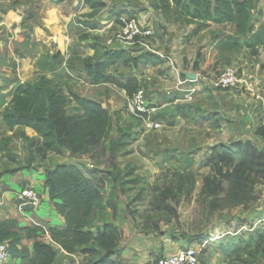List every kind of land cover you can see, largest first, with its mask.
<instances>
[{"label":"crops","instance_id":"crops-1","mask_svg":"<svg viewBox=\"0 0 264 264\" xmlns=\"http://www.w3.org/2000/svg\"><path fill=\"white\" fill-rule=\"evenodd\" d=\"M115 1L119 2L120 0ZM104 4L107 5L106 2ZM142 4H144L147 13L141 12L138 18L141 22L146 20L144 24L148 23L147 26L154 25V20L157 18L161 25L171 26L182 30V32L191 31L192 26L167 21L161 13L158 15L156 11L153 12L148 1ZM261 4L262 0H260ZM127 9L136 10L132 7ZM0 10L5 12V14L0 12V114L8 107L12 99L11 94L18 84L26 83L34 76L38 77L41 70L38 63L44 59L50 61L53 55L61 52L64 56L61 68H65L77 77L79 75L81 78L80 75H82V81L89 85L95 93L91 96L89 94L81 96L78 90H74L75 86L71 88V91L102 104L120 126L125 122V114L131 113L128 109L129 97L126 92L111 84H89L88 73L84 70V61L94 58L97 54L100 57V62H104L105 43L111 39V36L106 35L107 31L112 29V36L121 32L122 26L113 20L124 22L128 19L126 17L128 11L121 12L124 10L122 8L114 12L116 15L112 18L109 8L106 11H100L92 18L93 10L85 0H62L60 4H55L50 0H0ZM80 20L85 22H79ZM95 21L100 23L97 31L90 30L83 25V23ZM212 26L215 27V25ZM186 27L188 30L183 29ZM216 27L220 26L216 25ZM205 33L206 31L202 32L198 36L199 39L191 41L189 44L171 46L167 54L164 53L166 49L162 48L163 51H161L160 47L156 46L162 35L158 39L155 37L146 38L144 42L147 47L143 44H139L138 48L136 45L122 46L120 48L126 51L128 58H140V61L128 65L119 61L116 64L119 72L110 71L121 83H126L127 79L131 77L138 79L151 103V108L155 109L153 113L144 117V129L158 133L161 137L159 144H163L164 140L167 141L173 135L177 142L179 139L181 140V136L184 141L187 138L185 141L187 145L181 146L182 150L222 143L229 145L231 142L241 139L240 132L248 134L251 129L246 123H243L240 129L237 124L227 125V127L220 122L221 119L218 117L223 119H229L230 115L233 117L231 110L224 106L223 101L232 98L234 93L221 91L217 86L216 74L221 71L219 61L223 58L228 60L230 62L228 66L238 69L245 80V89L247 87L251 90V92L247 91V95H253V98L254 96L261 97L264 94V91L261 94L259 92L260 87H264V49L258 57H251L246 50L220 51L216 47L215 35ZM224 33V35L228 34ZM84 34L89 35L87 40L80 39ZM218 34L220 33L217 32L216 35ZM99 36L102 37V41L96 40L95 37ZM221 36L223 35L221 34ZM97 43L103 44V48L101 45V47L97 46L96 51L92 46ZM108 50L110 49L108 48ZM112 51H119V49L114 48ZM6 62L16 64L19 72L16 81L12 78L11 67H8ZM154 62L157 63L154 64ZM77 65L80 69L79 73L75 72ZM176 70L183 76L181 79L188 81L182 87V91L178 90L180 89L178 87L180 78H176L174 74ZM190 74H192L191 77L188 76ZM193 89L196 92L189 93ZM243 94L245 93H242L241 96ZM260 102L262 103V101ZM155 119L158 120L151 121ZM153 124H158L159 128H154ZM225 130L226 133H229V138L225 140L226 143L215 135V132H218L219 136ZM14 132L8 128L0 116V141L9 139L10 149L16 156L22 155L20 159L25 165L21 169L3 173L0 176V224L6 221H15L19 228L36 226L47 231L53 227H65L64 218L58 213L55 203L50 199V190L46 183L48 169L26 166L28 151L22 147V139L12 138L11 140L10 137L14 136ZM22 132L38 142L39 138L33 130L23 129ZM124 133L119 134L115 131L111 135L113 138H117ZM224 136L226 137V134ZM169 146L173 148L175 144L170 143ZM2 158L3 155L0 151V162ZM25 186H33L40 193L41 204L38 208L20 207L17 195ZM262 194H264V187ZM263 206L264 200H261L258 209L263 210ZM48 233L44 235L45 242L52 244L57 251L67 254L58 245L50 243ZM33 244L32 240L26 238H23L15 247H11L8 243L10 259L4 264H28V259L34 255Z\"/></svg>","mask_w":264,"mask_h":264},{"label":"trees","instance_id":"trees-1","mask_svg":"<svg viewBox=\"0 0 264 264\" xmlns=\"http://www.w3.org/2000/svg\"><path fill=\"white\" fill-rule=\"evenodd\" d=\"M85 1L93 10L92 18L105 6L100 1ZM257 3L258 0H158L155 8L167 21L192 26V37L213 24L229 27V34L224 35L223 32L221 37V34L214 36L216 47L225 52L246 50L256 56L260 49H264V21L255 29L252 18ZM83 25L90 30H97L99 27L96 22H86ZM30 30L32 31L31 28ZM88 38V34L80 37L81 40ZM92 47L96 50L95 46ZM103 57L104 62H100L97 54L84 61L89 84L115 85L123 89L129 98L142 89L136 77L121 83L110 73V68L119 61L128 65L139 62L140 58H128L123 49H106ZM63 63L64 56L61 52L53 55L48 63L43 64L44 68H40L44 74L34 81L17 85L8 107L0 114L11 131H18L22 140L29 142L26 148L27 167L36 159L45 161L50 154L80 155L89 148L99 146L111 136L114 120L102 104L66 91L65 83L61 82L59 76L60 80L45 75L46 72L57 73ZM23 129L33 130L39 138L38 142L30 140L22 132ZM259 135L264 140V128L259 130ZM125 140L128 137L124 134L118 141L112 142V152L124 148L129 143ZM0 151L3 158L8 160L16 157L7 144ZM89 166L67 162L56 164L47 170L46 183L50 199L65 220V227L49 228L48 232L52 242L70 256L92 255L96 259L93 264H118L114 257L119 232L109 224L102 227L94 225L96 212L107 207L103 202L105 182ZM205 166L210 169V174L203 180L202 196L207 200L211 199L208 203L210 207L224 205L246 208L257 200L255 189L264 185V150L252 141H237L213 147ZM14 171L16 170L4 173ZM254 232L256 233L249 241L231 244L223 247L222 251L231 260L235 256L241 258L247 254L248 249L255 247V253L260 254L264 264V226L256 228ZM44 235L45 231L41 227L19 228L15 221L0 224V243H9L13 247L23 238L33 241L34 255L28 259V264L56 263L57 250L44 241ZM249 255L253 257L254 254Z\"/></svg>","mask_w":264,"mask_h":264},{"label":"rangeland","instance_id":"rangeland-1","mask_svg":"<svg viewBox=\"0 0 264 264\" xmlns=\"http://www.w3.org/2000/svg\"><path fill=\"white\" fill-rule=\"evenodd\" d=\"M94 1L106 2L107 5L99 12L110 8L112 18L116 15L114 12L124 8L121 12L128 11L126 17L137 19L143 27L149 25L147 26L148 23L144 24L146 20L141 22L138 18L141 12L147 13L142 3L148 1L149 7L154 10L153 12L156 11L158 15L161 13L155 8L158 0ZM128 7L136 10L127 9ZM0 12L5 14L3 10H0ZM252 18L255 29H257L259 24L264 21V0H262L261 5L260 0H258L257 7L252 12ZM82 19H84V16H82ZM79 22L85 21L80 20ZM95 22L100 24L97 21ZM113 22L118 23L120 26L124 25L123 21L116 22L114 19ZM159 22L156 18L154 25L149 26L153 31L150 38L155 37L158 39L162 35L156 46L160 47L161 51H163L162 48L166 49L165 54L171 46L189 44L191 41L200 38L198 36L201 33L192 37L190 35L191 31L182 32L180 29L164 26ZM183 29L188 30V27ZM111 30L107 31L106 35L113 38L115 35L112 36ZM205 31V34L209 35L211 33L216 35L217 32L229 34L230 28L211 25ZM95 38L96 40H103L100 36ZM100 45L103 48V44ZM100 45L98 43L97 45L94 44L95 47ZM136 46L138 48L139 44ZM105 48L108 50L106 45ZM261 51L262 49L256 56L250 55L251 57H258ZM48 62L44 59L38 65L40 68H44L43 64ZM219 62L221 71L216 74V80H218L223 69L230 65V62L224 58ZM5 64L11 67L12 78L16 81L19 73L16 64L12 62H6ZM75 69V72H80L78 65L75 66ZM111 70L119 72L117 66ZM47 73L45 75L49 78H61V82L65 83L66 91H71V88L75 86L74 90H78L81 96L88 94L91 96L95 93L89 85L82 81V75H80L81 78L79 75L77 77L65 68H61L55 74L47 75ZM42 74L43 72L40 70L38 77ZM174 74L176 78L183 77L178 73V70ZM112 76L120 82L115 75L112 74ZM38 77L34 76L28 82L34 81ZM245 84L243 79V82L237 88L231 90L221 89V91L234 93L232 98L223 101L224 106L231 110L233 117L230 115L229 119L218 118L221 119L222 125L237 124L240 129L242 124L246 123L251 129L248 134L240 132V137H242L238 141L250 140L264 150V140L259 135V130L264 128V94L261 97L254 96V98L252 94V96L247 95L251 90L247 87L245 89ZM263 91L264 87L261 86L260 94ZM241 92L245 94L241 96ZM156 120L158 119L151 121L156 122ZM144 122L145 118H136L131 113L125 114V122L121 123V126L118 122L113 121L112 131H117L119 134L125 132L124 134L128 137V140L125 141L129 142L124 148H119L120 150L118 149L115 153L111 150V143L118 141L124 134L117 138H113V135H111L99 146L89 148L80 155L65 153L60 156L50 154L45 161L36 159L31 166L50 169L56 164L67 163L77 158L89 161V168L97 176L103 178L105 182L103 202L107 206L106 209L96 212L93 218L94 225L102 227L109 224L119 232V243L114 257V259H117L118 264H156L159 258L169 257L188 247H192L197 251L200 264H263L260 254L255 253V247L248 249L246 252L248 255L244 254L241 258L235 256L231 260L225 255L222 248L231 244L242 243V241H249L256 233L254 230L264 226V206L263 210L258 209L261 200H264V194H262L264 185L256 187L257 200L246 208L244 206L230 208L224 205L216 208L210 207L208 203L211 199L207 200L202 196L203 180L210 174V169L205 166V161L213 147L226 144L208 145L206 147L197 146L192 150H182L181 146L187 145L185 142L187 138L184 141L181 136V140L179 139L177 142L176 137L173 135L167 141L164 140L163 144H159L161 142L160 135L151 131L152 129H149L151 132L145 130ZM224 134H226V137ZM215 135L223 142L229 138V133H226V130L220 133L222 138H220V135L218 136V132H215ZM10 138L11 140L12 138L22 139L18 131H15L14 136ZM30 140L35 141L31 138ZM1 141L0 148L4 144L9 145V139ZM170 143H174L175 146L170 147ZM28 145L29 142L23 141L22 147L27 148ZM20 158H22V155L16 156L14 160L2 158L0 173L24 167L25 165L22 164ZM248 252L253 253V257ZM57 255L55 264H93L96 261L92 255L79 254L73 257L61 251H57Z\"/></svg>","mask_w":264,"mask_h":264},{"label":"built area","instance_id":"built-area-1","mask_svg":"<svg viewBox=\"0 0 264 264\" xmlns=\"http://www.w3.org/2000/svg\"><path fill=\"white\" fill-rule=\"evenodd\" d=\"M152 35L153 31L150 27H143L137 19L128 18L124 21L121 32L109 39L105 45L110 50H113L114 48H118L120 50V47L122 46H135L137 44H143L147 47L144 40L146 38H150ZM187 82V80L180 78L178 82V87L180 89L178 90L182 91V87L185 86ZM242 82L243 79L239 71L233 66H228L224 68L220 74L217 80V86L222 90H231L237 88ZM195 92L196 91L193 89L189 93L193 94ZM150 104L151 103L148 101L145 91L140 89L133 95L132 98H129L128 109L135 117L144 118V114H151L155 111L154 108L150 107ZM153 127L159 128V125L153 124ZM17 199L20 207L27 206L36 209L41 204V195L33 186L22 187L18 192ZM44 231L45 234L48 233L46 229H44ZM49 241L50 243H53L51 238ZM9 259L10 252L8 244L0 243V264H4ZM157 264H200V262L197 251L192 249V247H188L169 257H162L157 261Z\"/></svg>","mask_w":264,"mask_h":264},{"label":"water","instance_id":"water-1","mask_svg":"<svg viewBox=\"0 0 264 264\" xmlns=\"http://www.w3.org/2000/svg\"><path fill=\"white\" fill-rule=\"evenodd\" d=\"M50 1L53 2V3H55V4L62 3V0H50ZM188 76H190V75H188ZM192 77L194 78L195 76H192ZM70 162L71 163L82 164V165H85V166L89 165V161L88 160H77V159H73Z\"/></svg>","mask_w":264,"mask_h":264}]
</instances>
